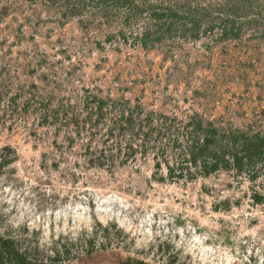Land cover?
<instances>
[{"label": "rangeland", "instance_id": "obj_1", "mask_svg": "<svg viewBox=\"0 0 264 264\" xmlns=\"http://www.w3.org/2000/svg\"><path fill=\"white\" fill-rule=\"evenodd\" d=\"M134 1L0 0V264H264V167L172 180L135 141L195 114L264 136V0Z\"/></svg>", "mask_w": 264, "mask_h": 264}, {"label": "trees", "instance_id": "obj_2", "mask_svg": "<svg viewBox=\"0 0 264 264\" xmlns=\"http://www.w3.org/2000/svg\"><path fill=\"white\" fill-rule=\"evenodd\" d=\"M108 1L112 5H119L126 7L129 12H137L140 15L146 8L138 4L134 0H99V2ZM237 0H231L229 5L236 4ZM241 1V0H240ZM248 2L249 0H242ZM147 10L153 12L154 16L160 24L164 33H171L174 26L182 22L185 26H190V30L197 28L203 21L210 20L212 17L215 22L222 23L223 38L229 36H239L241 28L235 27V19H232L218 6L214 13L212 10H207V15L196 18L200 14V10H194L186 6V9L179 10L164 4L147 5ZM137 9V10H136ZM252 16H258L259 13L252 9ZM261 14V13H260ZM241 18V17H239ZM253 17L248 18L252 20ZM232 26L229 30V26ZM243 24V23H242ZM199 28V27H198ZM228 29V31L226 30ZM236 30V32H235ZM157 34L158 31H154ZM162 34V36L164 35ZM160 36L159 38H162ZM166 123H161L158 129H153L143 136L136 137L137 143L141 144L140 149L156 150L158 148L157 156L160 155L162 161L167 167L169 178L172 180L177 178L193 179L196 176H210L220 171H236L238 174L250 176V179L257 178L261 168L264 167V136L259 134L250 135L241 130H223L219 129L213 123H205L197 114L193 116V121H188L184 127L178 126V122L174 125L167 123V118L162 116ZM130 118V117H129ZM126 119L123 124L130 129H136L142 132L147 124H135L133 118ZM140 141V142H139ZM148 143L154 146L148 147ZM148 145V146H147ZM171 159L172 162L169 161ZM159 166V165H158ZM261 166V168L259 167ZM258 199L263 200V197ZM3 251L6 256L13 257V252L9 245L11 241H3Z\"/></svg>", "mask_w": 264, "mask_h": 264}]
</instances>
